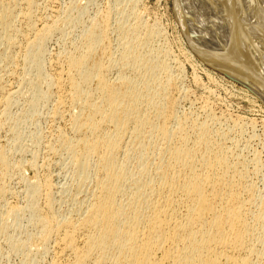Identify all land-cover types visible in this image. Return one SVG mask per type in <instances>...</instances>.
<instances>
[{
	"label": "bare ground",
	"instance_id": "1",
	"mask_svg": "<svg viewBox=\"0 0 264 264\" xmlns=\"http://www.w3.org/2000/svg\"><path fill=\"white\" fill-rule=\"evenodd\" d=\"M143 1L0 0V264H264L257 122L219 114L210 86L193 97ZM172 11L192 54L264 103V0Z\"/></svg>",
	"mask_w": 264,
	"mask_h": 264
},
{
	"label": "rangeland",
	"instance_id": "2",
	"mask_svg": "<svg viewBox=\"0 0 264 264\" xmlns=\"http://www.w3.org/2000/svg\"><path fill=\"white\" fill-rule=\"evenodd\" d=\"M212 1L214 2V0H212ZM241 1L243 4L245 3V0H241ZM107 2H108V0H97V2L95 4H93L89 7V9H90L89 14L94 15L97 12V10H99V8L100 9L104 8V6ZM143 2H144V8H143L144 11L142 14V15H144L143 18H145V20L149 23L160 24L164 30V33L166 32L168 34L167 35L165 33V36L167 37V41L170 45L172 53L175 54V56H177V58H179L180 61H182L183 65H184L183 83L187 87L191 88L193 97H197V96L204 94L206 92L204 89L205 88L204 86H208V87L210 86L214 92L212 93V95L209 94L208 98L210 99L211 102H213L214 107L216 108L215 110H217L219 114H221V112L223 113V111H224V113H226L227 115H229V112H230V115H231V113L233 115L241 114V115L247 116L249 118H255V121L257 123L255 125L256 127L254 129L255 130L254 132L256 134L253 136L254 138L252 137L249 140L250 142L248 141L249 144L246 145L248 147V148L246 147V149H247V151H249V153L255 152L256 150L258 151V153L261 151L262 153H260V156H263L264 155V147H263L264 146V111L261 107H259V105H262V107L264 108V103L262 102V100L259 97H256L255 94L251 93L252 94L251 95L250 92L249 93L244 92L245 90L242 89L243 85L240 82H239L240 83L239 84L233 78L231 79L230 76L224 75V73L223 72L221 73V71L219 69L215 70V68L214 67L212 68V66L210 68V66L207 64V62L205 60H202V58H198L199 55H197L195 52H193V54H192L191 48L188 47V45H187L186 36L181 34L182 33L181 30H179L180 26L178 27V25L176 23L177 21H176V19H174L175 16H174V13L172 10L174 8L176 0H144ZM60 3L63 6H67L63 3L68 4V0H60ZM236 6H237V3L234 5V7H236ZM207 7L211 9L212 13L215 16V11H217L218 9L215 7L217 9V10H215L212 7V3H209ZM241 18H242V20H244V23H246L248 26H250V27L252 26V29L255 31L254 33H256L259 29H263L261 26H258V25L255 26L254 22H252V24H251L252 20L249 18L248 12L243 11L241 14ZM254 33H251V34H254ZM60 42H61V40L59 41V39L57 40L56 38H54L52 40V42H50V45H49L50 51L51 50L56 51L57 49H59V47H60L59 44H61ZM182 42H183V44H182ZM185 43L191 52L188 51L186 45H184ZM187 54H188V56H187ZM202 65L206 66V67H203ZM208 68H210L209 71L212 72L211 75L206 73L208 71ZM212 69H214V70H212ZM195 76L198 77V79L200 80V84L202 83L203 85L201 84V86H197L194 83V77ZM228 77H229V79H227ZM234 83H235V85H234ZM240 85H242V86L240 87ZM237 87L239 88V90L237 89ZM243 87L245 88V86H243ZM206 94H207V92H206ZM206 94H204V95H206ZM254 98L255 99L257 98L258 101H257V99L255 100ZM259 102H261V103H259ZM188 106H190L189 103H187V102L183 103L184 108H187ZM17 111H19V110H17ZM44 123L45 122L42 123V126L45 125ZM248 133H250L249 129H248L247 134ZM255 136H256V138H255ZM245 138H247V137H245ZM27 141H28V143L25 141V145L27 143L29 145V147H31L32 141H30L28 139H27ZM243 145H244V143H243ZM17 153L18 154H15V156L16 155L18 156L20 154V152H17ZM261 158H263L262 159V169H261L263 171V173L261 172L263 174L262 179H261V183H262L263 182L262 180H264V156ZM60 164H62V163H60ZM65 166L67 169L65 168ZM62 167H63V169H62ZM69 167L70 166L67 167V164L62 165V166L61 165L58 166V168L56 170V172H57L59 169V171L57 172L58 174L55 172L57 184L61 185L64 181H65V183H63V184L68 183V181L70 182L71 174H69V173H71L72 170H71V168L68 169ZM60 168L62 169V173L60 171ZM63 171H66V172H63ZM33 174H34V172L30 168L27 167V169L26 168L24 169V175L27 176V178L30 179L33 176ZM59 174L61 175V177H59L60 176ZM58 177H59V180H57ZM18 260H20L19 257L16 258V256H15V258H13V260H12V263L14 262V264H23V263H20L21 261L19 262Z\"/></svg>",
	"mask_w": 264,
	"mask_h": 264
}]
</instances>
